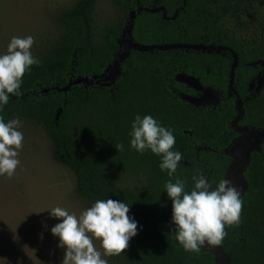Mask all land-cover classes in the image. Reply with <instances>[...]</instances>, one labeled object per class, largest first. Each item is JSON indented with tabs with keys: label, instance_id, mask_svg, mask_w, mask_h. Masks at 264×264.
Here are the masks:
<instances>
[{
	"label": "rangeland",
	"instance_id": "374dc122",
	"mask_svg": "<svg viewBox=\"0 0 264 264\" xmlns=\"http://www.w3.org/2000/svg\"><path fill=\"white\" fill-rule=\"evenodd\" d=\"M128 1L0 0V51L6 49L11 36L32 35L31 51L39 63L30 66V70L24 73L23 84L44 78L67 25L77 18L84 20L91 26L94 46H100L106 41L104 35L107 29L118 26L123 17V6ZM190 18L195 30L212 40L229 41L237 47L240 55L239 84L252 92L249 120L261 121L264 118V77L258 76L256 64L263 62L264 69V0H223L205 10L197 6ZM151 30L152 26L144 24L143 34ZM259 54L263 56L259 57ZM188 60L205 71H215L211 58L191 54ZM151 62L158 65L162 73L167 72L169 63L166 57ZM150 101L171 112V116L164 119V126L172 128L175 136L173 148L182 152L187 146L189 134L204 113L181 108L165 92ZM104 113L107 112L88 111L84 116H68L66 145L70 148V144L77 146L83 143L89 152L96 154L98 162L112 170L115 179L124 187L129 209L136 213L132 217L138 222V230L130 239L139 236L134 242L129 239L127 249L132 247L141 253L143 261L149 264H180L171 250L162 249L159 242L151 239L157 222L170 220L171 201L163 191L164 182L179 177L185 181L187 189L192 186L191 177L203 173L213 181L214 186L221 178L226 159L204 152L196 161L181 158L177 168L186 165L187 169L180 167L173 177H169L166 171H160L157 155L150 150L137 152L131 148L129 132H122L121 124H117L119 130L114 124L108 126ZM13 116L21 120L20 130L24 139L18 154L20 163L14 175L11 178L0 176V264H61L63 248L57 247L58 238L49 231L50 226L57 222L56 218L49 217L48 210L42 209L59 205L78 215L88 202L77 187L73 171L55 157L45 128L22 111L13 113L7 119ZM119 131L121 137L117 138L115 135ZM120 144L123 145L122 150L115 148L114 145ZM178 172L183 176H177ZM230 181L239 190L242 202L250 204L241 213L240 223L230 225L234 236L228 240L230 248L238 254L240 264H247L251 256L264 251V175L257 158L252 156L242 176H233ZM252 236L260 245H248L243 253L239 252L245 242L251 243ZM93 243L99 248L97 239L94 238ZM104 258L108 264H122L117 255ZM258 264H264V260Z\"/></svg>",
	"mask_w": 264,
	"mask_h": 264
},
{
	"label": "trees",
	"instance_id": "16d2710c",
	"mask_svg": "<svg viewBox=\"0 0 264 264\" xmlns=\"http://www.w3.org/2000/svg\"><path fill=\"white\" fill-rule=\"evenodd\" d=\"M222 1L129 0L123 6L118 26L107 29L106 41L100 46L93 44L91 26L74 19L67 25L46 76L22 83L21 95H10L8 103L0 108V116L6 120L22 111L45 128L55 157L73 171L88 206L107 197L129 202L124 187L112 170L98 162L95 153L89 152L83 143L70 144V148L66 145L67 117L84 116L88 111L107 112V125L114 124L119 130L117 124H121L124 133L130 131V122L137 113L151 114L164 125L171 112L150 101L161 92L183 109L204 113L188 136L187 146L181 152L183 159L196 161L203 152L223 157L226 163L221 177L231 180L233 176H242L250 158L255 156L264 175V118L258 122L249 120L252 92L239 84V51L233 43L212 40L190 24L197 6L205 10ZM144 24L152 26L150 33L143 34ZM191 54L211 58L215 71L192 64L188 60ZM162 56L169 63L163 73L151 62ZM262 64H256L260 78L264 77ZM115 137H121L120 131ZM179 173L176 175L183 176ZM249 205L242 202L240 215ZM129 212L131 216L136 214L131 209ZM155 227L152 241L171 250L180 264H240L238 254L228 244L234 236L230 225L220 245L205 243L197 252L185 251L170 235V220L157 222ZM137 238L133 237V242ZM255 240V236L250 237L251 243L245 242L239 252L243 253L248 245H260ZM117 256L122 264H149L132 247H126ZM260 260H264V251L251 256L247 264H258Z\"/></svg>",
	"mask_w": 264,
	"mask_h": 264
},
{
	"label": "clouds",
	"instance_id": "9594fccd",
	"mask_svg": "<svg viewBox=\"0 0 264 264\" xmlns=\"http://www.w3.org/2000/svg\"><path fill=\"white\" fill-rule=\"evenodd\" d=\"M32 44V35H13L6 49L0 51V108L8 103L10 95H21L24 73L39 63L32 54ZM20 127L19 117L5 120L0 116V176L11 178L20 163L18 154L24 139ZM128 135L131 148L137 152L150 150L159 157V169L173 177L182 153L173 148L171 127L151 114L137 113ZM114 146L123 149L122 144ZM191 180L192 186L187 189L179 177L166 180L163 191L171 201L168 232L185 251L197 252L205 243L220 245L227 235L226 227L240 223L242 200L226 177L217 179L214 186L203 173L193 175ZM45 209L57 221L49 231L58 238L57 247L63 248L61 264H108L104 257L120 254L138 230V222L128 214L129 204L110 197L94 200L78 215L59 205Z\"/></svg>",
	"mask_w": 264,
	"mask_h": 264
}]
</instances>
